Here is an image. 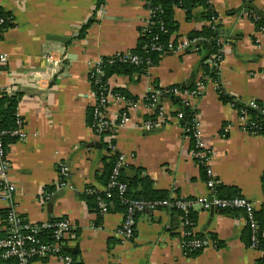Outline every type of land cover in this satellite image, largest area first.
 Masks as SVG:
<instances>
[{"label":"crops","instance_id":"1","mask_svg":"<svg viewBox=\"0 0 264 264\" xmlns=\"http://www.w3.org/2000/svg\"><path fill=\"white\" fill-rule=\"evenodd\" d=\"M210 3L223 37L218 81L203 73L205 53L192 49L164 57L148 74L133 80L111 78L113 89L125 90L140 103L131 114L134 122L113 139L114 151L127 157L123 172L130 180L147 178L171 199L206 195V167L192 156L195 146L174 117L177 109L169 100H164L169 121L151 132L139 129L153 115L145 98L158 84L164 89L196 88L190 92L197 93L191 106L198 113L206 146L216 152L212 169L219 185L236 188L259 211L264 206V136L245 133L238 110L224 102L221 93L246 106L252 101L264 104V34L249 18L244 0ZM251 5L259 18L256 11L264 16V0H253ZM97 6L98 0H0V12L12 19L11 27L0 35L5 70L0 74V92L21 95L18 115L27 133L26 139L8 149L17 212L35 224L68 219L73 229L66 248L83 264H264L263 253L251 248L241 213L198 211L193 232L203 235L210 246L188 256L183 249V220L169 210L140 215L133 240L125 242L118 234L125 216L100 217L81 198L88 186L104 190L97 176L113 153L109 137H97L88 124L94 103L90 71L106 58L136 49L150 20L144 0H105L103 17L97 16ZM203 12L196 9L189 20L184 11L175 9L179 42H187L192 33L209 25L200 18ZM88 24L85 38L79 39ZM51 35L78 36L60 46L48 40ZM50 50L66 52L68 60L60 77L40 80L46 69L43 53ZM60 166L68 170L65 189L60 188ZM8 210L0 199V226ZM33 264L63 263L50 258Z\"/></svg>","mask_w":264,"mask_h":264},{"label":"trees","instance_id":"2","mask_svg":"<svg viewBox=\"0 0 264 264\" xmlns=\"http://www.w3.org/2000/svg\"><path fill=\"white\" fill-rule=\"evenodd\" d=\"M244 1L248 8L249 4H251L253 0ZM104 3L105 0H98L97 10L101 6H103ZM147 7L153 12L151 25L149 26V28L143 29L142 36L138 42V46L130 53L120 54L119 56L106 58L103 60V62L97 67V69L102 74H96V71H94V78H90V82L93 86L94 91L99 95V87L107 85V83L113 77H122L133 80L135 75H146L151 69L157 67L164 57L172 55V51L175 50L179 44V39L176 38V34L179 30V24L175 19V9H181L182 11H184L189 20L194 18L193 13L196 9H204V12L200 18L201 20L208 22L209 25L204 27L200 32L192 33L186 41L193 42L195 40H202L203 44L193 47L190 52L205 53L206 57L203 63V73L209 79L218 81L219 68L213 66L212 63L216 62L217 58L223 57V54L221 53V41L223 40V37L220 34V27L216 24L218 16L212 8L210 0H147ZM248 12L249 18L255 24L256 29L259 31L264 28V20L259 18L252 9H248ZM0 15L7 18V16L2 14L1 12ZM89 26L90 24L82 28V30L80 31L79 39L85 38ZM9 27H11V22H7L6 25L0 30V32H5ZM169 46H173V49H170ZM154 48H161L162 51L154 50ZM131 56L138 57L139 63H132L129 60V57ZM96 78L98 79L97 85L95 83ZM195 89L196 88H193L188 91L183 89L181 86H172L170 88L164 89L158 84L156 86V91H154L155 93H159L162 97H165L164 99L169 100V102L176 107L177 111L173 114L174 117H176L179 112L183 114V117L179 119V122L184 129L185 135L190 137L194 146L195 141L192 138V131L195 126L198 113L195 109H193L191 105L187 106L176 92L185 93L187 91L190 93ZM114 92L124 95L128 100L134 103L138 102V98L131 96L125 90L114 89ZM150 97L151 94L149 93L145 98V102L148 106L152 104ZM221 97L224 102H231L233 106L238 110L239 114L245 113V115H248V117L250 118V122L259 125L258 130L250 129V134L264 136V116L261 115L258 110H254L246 105L234 102L232 99L225 97L223 93H221ZM20 100L21 95L18 93H0V134L5 141L7 149H9L12 144L18 141L16 137H13L11 135V132L17 129L18 105L20 103ZM258 105L264 109V104L258 103ZM158 116L159 112L157 111L150 118H148V122L158 124L160 122ZM94 123V109H92L91 107L88 117V124L90 127H92ZM186 130H190V132L186 133ZM109 134L110 133H104L102 135V138L109 136ZM119 157L120 154L116 153V151H113L110 158L107 159L104 169L97 176V180L104 187V190L99 191L93 186H88L85 193L81 196L91 212L101 217V210L99 208V205L100 203H104L108 208L109 214L122 213L126 218L128 211V205L126 204V201H141L145 203H153L172 200L164 192L156 191L153 187L152 181H150L149 179L141 178L130 180L124 175L123 171L117 178V181L119 182V184L125 185L126 189L124 193H121L119 188L117 187L109 189L108 187L111 183V178ZM60 178V181L63 182L64 177L60 176ZM261 183L264 190V173L261 178ZM49 191H52V189H50ZM216 191L222 198L233 199L242 197L240 196L239 191L236 188L223 187L222 185H219V183L217 184ZM169 211L183 218V223H186L185 231L187 233H192L185 239L187 244L194 240H207L203 235L192 232L198 222L197 210L189 209L184 212L178 209H170ZM144 213L147 212H138L135 214L134 218L136 223L138 217ZM222 213H241L245 217L244 212L240 210H228ZM2 215L5 219L6 212H3ZM253 216L255 221L258 223V244L259 249L261 250L264 249V206L261 210L256 211ZM246 221L251 244L252 226L248 219ZM1 235H3V233H1ZM39 238L44 242L51 243L53 241V231L44 230L40 233ZM200 252L201 251H190L187 255L196 256ZM63 253L71 256L74 260V264H83L81 260L77 259V255H75L73 252H70L67 248L63 250ZM46 260L47 258H34L32 259V263L39 261L45 262ZM0 264L19 263L16 259H8L0 260Z\"/></svg>","mask_w":264,"mask_h":264},{"label":"built area","instance_id":"3","mask_svg":"<svg viewBox=\"0 0 264 264\" xmlns=\"http://www.w3.org/2000/svg\"><path fill=\"white\" fill-rule=\"evenodd\" d=\"M147 4V0H144ZM150 11V20L144 29L149 28L151 25V18L153 12ZM107 14L104 5L97 10V16L103 17ZM11 18H5L0 15V30L6 25L7 22H11ZM2 32H0L1 35ZM260 34H264V28L259 30ZM202 40H195L193 42H179L172 54L186 51L192 49L191 47L196 42ZM61 46V44H59ZM173 49V46H169ZM154 50L162 51L161 48H154ZM222 53V51H221ZM119 56V55H117ZM43 60L46 63L45 74L40 77V80L52 81L55 78L60 77L63 74V67L68 60L66 52L54 53L53 50L43 53ZM132 63L138 64V57H129ZM223 60V57L217 58L216 62L212 65L219 68ZM3 62L0 57V74L4 73ZM98 65L93 67L90 71V78H94V71L96 74H102L98 69ZM38 81L37 83H39ZM91 83V82H90ZM98 84V79L95 81ZM92 86V85H91ZM100 94L98 95L92 86V95L94 103L92 109H94V119L95 123L91 127L97 137H102L104 133H110V150L114 151V145L112 144L113 139H115L118 134L130 126L132 121L131 114L135 113L139 109L140 103L132 102L128 100L124 95L115 93L113 87L108 82L107 85L99 87ZM105 92V93H104ZM1 93V92H0ZM12 93V92H10ZM183 102L190 106L191 99L193 95L197 93H181L176 92ZM151 103L148 107L150 111L155 114L159 112V123L154 124L152 122L141 123L139 129H143L146 132H151L156 128L163 126L172 117L170 113H167L164 108V98L155 92H151ZM116 107V108H114ZM249 108L258 110L261 115L264 116V109L258 105L256 101H252L248 105ZM115 109V111H113ZM17 129L11 132L13 137H16L18 141L24 140L27 137L25 130V122L22 118L17 115ZM183 117V114L179 112L176 118L179 120ZM240 126L245 133L250 134L249 130H258L259 125L250 122V118L245 113L240 114ZM190 130H186V133ZM252 135V134H251ZM256 135V134H254ZM189 137V136H188ZM190 138V137H189ZM192 138L195 141V149L192 156L199 161L201 165L206 167L207 175V187L208 193L203 196H199L195 199H180L175 198L172 200H165L161 202L145 203L141 201H126L128 205V211L126 218L124 219L118 234L120 238L125 241L133 240L135 236V214L138 212H155L160 209H178L181 211H187L189 209H195L197 211L210 212L212 209H216L219 212H225L228 210H240L243 211L246 220L250 221L252 226V238H251V248L254 250H260L258 244V234L259 228L258 223L254 219V213L257 211L255 204L244 197H237L233 199L222 198L218 195L217 188V178L215 172L212 169V162L216 157V152L209 149L204 140L203 132L198 124L197 118L196 123L192 131ZM127 164V157L120 155L115 170L113 172L111 183L109 189L117 187L121 193H124L126 187L125 185L119 184L117 178L124 171ZM11 171V164L8 160V149L6 147L5 141L0 134V199L4 201L9 210L6 212V218L3 220L0 226V260L16 259L19 264H33L32 259L34 258H58L63 264H74V260L71 256L63 253L66 248V241L70 236L73 226L68 219H59L50 223L45 224H35L28 221L26 218L22 217L16 210L14 195L16 192L15 186L10 182L9 175ZM60 176L64 177L63 182H60V188H67V172L68 170L60 166ZM99 208L101 210V215H108L109 211L104 203H100ZM183 219V218H182ZM186 226V223H183ZM44 230L53 231V241L47 243L39 238V235ZM193 232V231H192ZM194 233V232H193ZM192 233H185V238L183 240V249L186 254L190 251H201L210 246L209 240H194L187 244L185 239L189 237ZM264 255V249L260 250Z\"/></svg>","mask_w":264,"mask_h":264},{"label":"water","instance_id":"4","mask_svg":"<svg viewBox=\"0 0 264 264\" xmlns=\"http://www.w3.org/2000/svg\"><path fill=\"white\" fill-rule=\"evenodd\" d=\"M247 9H252V10H254V7H252V5L249 4V6H248ZM256 12H257V14H259V16H261V18L264 20V16L262 15V13L259 12V11H256ZM77 36H78V35H76V36H75L74 38H72V39H75ZM72 39L67 38V37H62V36H54V35H51V36L48 37V40L53 41V42L60 43V44H62V45H64V46L69 45ZM202 44H203L202 41L196 42L195 44H193V46H192L191 48L196 47V46H199V45H202ZM187 52H189V51L187 50ZM185 88H186V87H185ZM187 88H188V87H187ZM163 98H165V97H163ZM210 212H211L212 215H213V214L217 213L218 211H217L216 209H212Z\"/></svg>","mask_w":264,"mask_h":264}]
</instances>
